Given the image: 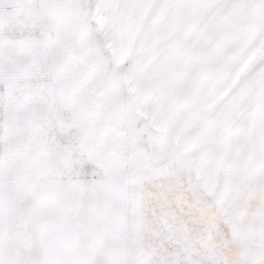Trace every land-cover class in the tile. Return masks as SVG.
Instances as JSON below:
<instances>
[{"label": "snow or ice", "instance_id": "snow-or-ice-1", "mask_svg": "<svg viewBox=\"0 0 264 264\" xmlns=\"http://www.w3.org/2000/svg\"><path fill=\"white\" fill-rule=\"evenodd\" d=\"M0 264H264V0H0Z\"/></svg>", "mask_w": 264, "mask_h": 264}]
</instances>
